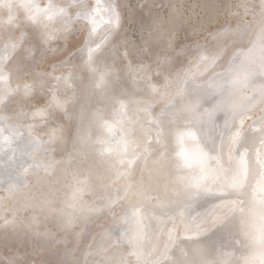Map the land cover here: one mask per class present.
<instances>
[{"label": "snow or ice", "instance_id": "6c2138e0", "mask_svg": "<svg viewBox=\"0 0 264 264\" xmlns=\"http://www.w3.org/2000/svg\"><path fill=\"white\" fill-rule=\"evenodd\" d=\"M15 7L16 17L0 22V77L14 74L34 102L30 146L48 150L74 124L73 148L83 150L85 125L98 115L111 121L107 143L117 130L123 140L141 129L135 159L120 161L145 166L135 198L126 202L128 177L96 199L79 264H244L243 241L264 244V0H219L196 23L157 0ZM188 27L192 36L181 38ZM200 32L215 44L200 45ZM27 116L18 110L13 129ZM38 121L47 142L31 135ZM20 246L4 238V264H25ZM121 247L135 259L114 254Z\"/></svg>", "mask_w": 264, "mask_h": 264}, {"label": "bare ground", "instance_id": "6f19581e", "mask_svg": "<svg viewBox=\"0 0 264 264\" xmlns=\"http://www.w3.org/2000/svg\"><path fill=\"white\" fill-rule=\"evenodd\" d=\"M16 2L17 0H0V22L5 18L16 17L18 11L15 7ZM38 2L46 4L48 0H38ZM55 2L61 1L55 0ZM120 2L123 3V0ZM157 2L177 4L186 17H190L192 22L196 23L198 19L208 20L207 16L212 14V10L205 6L217 4L219 0H157ZM215 25L216 21L213 18L205 24V28L213 31ZM177 28L181 27L177 25ZM185 35L192 36L190 27L187 32L180 31L181 38ZM206 35V32L197 33L199 44L214 45L215 41L211 37L204 39ZM2 38V24H0V48L3 47ZM193 47L195 48V44ZM224 59L226 61L228 56ZM11 63L14 61L10 62L9 66ZM11 76L13 85L5 76L0 77V104L8 96L13 98L11 107L17 104L16 108L7 114L0 109V130H2L0 131V264H4L7 251L4 248L6 236L9 240L22 245L18 251L25 254V264H79L84 259L91 242L90 232L87 234L85 223L86 220H91L88 209L94 205L96 199L101 196L107 198L110 191L115 192L114 182L118 181L120 185H124L128 177L133 178L134 187L127 191L126 202H132L135 198L141 173L146 171L145 166L142 161L134 165H122L120 161L122 158L135 159L140 144L141 129L138 126L134 133L123 140L120 139L117 130L113 133L112 142L107 143L103 137L107 135L111 121L101 119L98 115L94 127L89 129L87 124L85 125L86 138H90L89 143L83 150L79 145L77 146L80 155L73 168H70L71 156L66 147L70 144L73 146L72 136L75 133V125L67 129L63 137L52 141L48 150L30 146L28 125L32 123L34 102L24 94V86L17 81L15 75ZM203 78L207 79V75ZM12 86L19 88L16 93L12 91ZM76 108L72 110L75 111ZM18 110L27 112L28 116L24 120L23 127L14 130L12 126L19 124ZM52 122L62 123L58 116H52L49 123ZM46 131L44 124L38 121L31 135L34 138L43 136L47 142L49 136L45 134ZM154 159H159V153L154 155ZM121 172H124L123 176ZM4 180L11 182V185H8L9 189L5 187ZM6 199L11 200V209L5 212L1 205ZM65 225H69L67 230ZM94 227L95 224L92 228ZM68 233L70 237L66 242L62 241L63 234L68 235ZM119 249L114 254L118 255L120 251L121 254L118 256L129 260L135 259L130 254L129 248ZM35 251L38 255H35L37 254ZM250 255L258 264L259 255ZM88 259L91 261L92 257Z\"/></svg>", "mask_w": 264, "mask_h": 264}, {"label": "rangeland", "instance_id": "374dc122", "mask_svg": "<svg viewBox=\"0 0 264 264\" xmlns=\"http://www.w3.org/2000/svg\"><path fill=\"white\" fill-rule=\"evenodd\" d=\"M61 1V0H60ZM125 15H127L128 16V14H127V11H126V14ZM127 16H126V18H127ZM6 78H7V80H8V82L9 83H11V85H13L12 84V76L10 77V78H8L7 76H5ZM13 87V89H12V91L14 92V93H16L17 92V90L19 89L17 86L16 87H14V86H12ZM11 103V104H10ZM13 104V98H12V96H8L7 98H5V100L0 104V109H2L3 111H4V113L5 114H7V113H10L11 111H13L15 108H16V105L17 104H15L14 106H10V105H12ZM69 147V148H68ZM68 147H66V150H68V152L69 153H71L72 155H71V159H70V164L71 165H69V167L70 168H73V165L75 164V162H76V160L78 159V157H79V155H80V153H79V151H78V149H74L73 148V146L70 144V145H68ZM73 149H72V148ZM70 149V150H69ZM74 153H76V154H74ZM77 157H76V156ZM73 163H72V162ZM23 181H24V179H23ZM22 181V182H23ZM4 182V185H5V187H7V189H9V186L11 185V182H7L6 180H4L3 181ZM9 185V186H8ZM10 199H6L5 200V202L1 205V206H3V210L6 212V211H9L10 209H11V205H10ZM6 205V206H5ZM9 206V207H8ZM10 208V209H9ZM78 222V221H77ZM72 224H74V223H72ZM95 224V221H92V220H86V223H85V228H87L88 229V231H87V234L90 232V230H91V228L93 227V225ZM86 234V235H87ZM68 237H70V234L68 233V235H66V234H63V236H62V241H64V242H66L67 241V239H68ZM41 242H42V238H41ZM33 251V250H32ZM7 252V251H6ZM34 252V251H33ZM37 254H35V255H38V252L37 251H35Z\"/></svg>", "mask_w": 264, "mask_h": 264}, {"label": "clouds", "instance_id": "9594fccd", "mask_svg": "<svg viewBox=\"0 0 264 264\" xmlns=\"http://www.w3.org/2000/svg\"><path fill=\"white\" fill-rule=\"evenodd\" d=\"M91 0H83V5H87ZM247 232L245 236H247ZM259 255L260 260H264V244H261L256 238L245 239V242L241 245L240 255L244 260V264H248V261L252 260L251 255Z\"/></svg>", "mask_w": 264, "mask_h": 264}, {"label": "water", "instance_id": "95a60500", "mask_svg": "<svg viewBox=\"0 0 264 264\" xmlns=\"http://www.w3.org/2000/svg\"><path fill=\"white\" fill-rule=\"evenodd\" d=\"M209 5H210V4H209ZM211 5H212V4H211ZM205 8H207V7H205ZM177 25H178L179 27H181V25H180L179 23H177ZM23 102H25V101H23ZM23 102H22V103H23ZM19 103H20V102H19ZM87 171H88V170H87ZM119 250H120V249H119ZM119 254H121L120 251H118V255H119Z\"/></svg>", "mask_w": 264, "mask_h": 264}]
</instances>
